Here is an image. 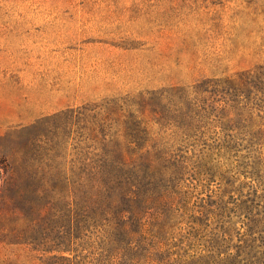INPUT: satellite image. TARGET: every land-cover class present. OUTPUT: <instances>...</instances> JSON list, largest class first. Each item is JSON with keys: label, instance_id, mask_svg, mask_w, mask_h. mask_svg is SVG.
<instances>
[{"label": "rangeland", "instance_id": "374dc122", "mask_svg": "<svg viewBox=\"0 0 264 264\" xmlns=\"http://www.w3.org/2000/svg\"><path fill=\"white\" fill-rule=\"evenodd\" d=\"M13 174L43 225L0 230V264H175L264 235V0H0V191ZM122 221L147 260L111 249Z\"/></svg>", "mask_w": 264, "mask_h": 264}, {"label": "trees", "instance_id": "16d2710c", "mask_svg": "<svg viewBox=\"0 0 264 264\" xmlns=\"http://www.w3.org/2000/svg\"><path fill=\"white\" fill-rule=\"evenodd\" d=\"M124 189L132 191L131 194L121 193L122 204L130 206L128 208L131 211L130 213H132L139 199L132 187L131 180L126 181ZM44 192L43 189L40 190L21 185L18 176L13 174L12 181L3 186L0 191L2 205L4 211H6V213L0 214L1 234L5 233L9 238L17 240L21 239V237L23 239L27 238L31 234L34 236L39 232L43 221L32 222L31 220L33 216L40 214ZM253 218L252 226L263 231L264 221L258 217ZM131 220L139 225L138 221L133 219V217ZM138 228L136 229L135 226L128 227L122 221V224L116 228L117 231L111 234V249L116 244H122L126 249L125 252L130 253L134 257L137 256V261L150 256L146 240L135 238L133 235L135 232H138ZM257 238L264 239V235H259V237L252 235L237 243H232L230 237L223 239L216 237L210 241V245H208L209 247L205 251L189 254L184 249V254H187V256L177 259L175 264H264V247L260 248L263 241L256 243ZM135 239L136 244H132ZM70 249V247L67 248V250ZM181 249L183 248L181 247ZM160 251H168V248L157 252Z\"/></svg>", "mask_w": 264, "mask_h": 264}]
</instances>
